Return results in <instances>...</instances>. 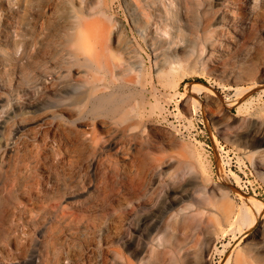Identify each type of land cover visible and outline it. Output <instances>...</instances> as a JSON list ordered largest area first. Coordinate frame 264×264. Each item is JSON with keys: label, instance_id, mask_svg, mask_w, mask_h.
Returning <instances> with one entry per match:
<instances>
[{"label": "bare ground", "instance_id": "bare-ground-1", "mask_svg": "<svg viewBox=\"0 0 264 264\" xmlns=\"http://www.w3.org/2000/svg\"><path fill=\"white\" fill-rule=\"evenodd\" d=\"M122 5L124 17L108 0H0V264H148L173 249L163 234H181L185 249L195 242L189 207L175 208L177 196L161 204L182 173L179 141L153 101L181 57L219 52L213 21L264 27V0ZM214 62L233 83L254 77ZM188 86L219 99L204 83ZM243 200L238 220L264 215L263 201Z\"/></svg>", "mask_w": 264, "mask_h": 264}, {"label": "rangeland", "instance_id": "rangeland-1", "mask_svg": "<svg viewBox=\"0 0 264 264\" xmlns=\"http://www.w3.org/2000/svg\"><path fill=\"white\" fill-rule=\"evenodd\" d=\"M108 3L113 14L124 17L122 0ZM214 30L222 32L217 41L219 54L208 58L201 49L192 57H181L182 68L168 75L152 108L155 120L170 128L179 141L173 154L182 177L174 186L175 193H164L161 204L177 196L174 207H189L187 224L198 235L190 249L182 248L181 234L161 235L160 245L173 249L151 255L148 264H264V215L247 223L238 220L243 196L264 202V173L259 169L264 163V27L237 23L228 14L225 25L212 22L208 32ZM143 57L149 83L153 69L145 52ZM215 59L229 71L251 70L254 77L233 83L229 76H215ZM196 82L217 91L219 101L190 89L188 83ZM176 84L181 85L173 91ZM237 89H245V95L238 98ZM231 102L236 105H227ZM133 239L119 249L126 253ZM209 239L213 244L207 250Z\"/></svg>", "mask_w": 264, "mask_h": 264}]
</instances>
